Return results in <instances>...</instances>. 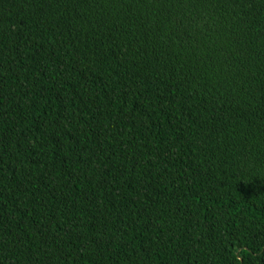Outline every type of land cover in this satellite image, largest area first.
<instances>
[{
    "label": "trees",
    "instance_id": "1",
    "mask_svg": "<svg viewBox=\"0 0 264 264\" xmlns=\"http://www.w3.org/2000/svg\"><path fill=\"white\" fill-rule=\"evenodd\" d=\"M0 264H264V0H0Z\"/></svg>",
    "mask_w": 264,
    "mask_h": 264
}]
</instances>
